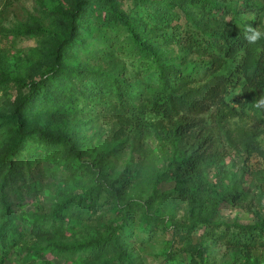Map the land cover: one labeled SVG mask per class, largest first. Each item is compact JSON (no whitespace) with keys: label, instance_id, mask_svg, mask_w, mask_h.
I'll use <instances>...</instances> for the list:
<instances>
[{"label":"trees","instance_id":"obj_1","mask_svg":"<svg viewBox=\"0 0 264 264\" xmlns=\"http://www.w3.org/2000/svg\"><path fill=\"white\" fill-rule=\"evenodd\" d=\"M127 1L134 11L148 9L147 23H153L148 30H141L135 16L125 13L121 0H66V4L44 9L48 28L34 22L15 31L16 34L40 36L41 44L30 53L23 66L18 67L20 71L12 74L0 68V92L6 93L10 88L17 92L9 108L0 113V135L4 138L0 149V243L3 246L9 242L10 246L15 245L21 237L11 222L10 199L22 193L18 182L25 181L26 177L21 167L26 165L28 154L32 155L36 150L64 161L68 169L76 174L82 172L91 179L85 192L56 203L45 219L35 223L31 232L36 239L63 236L67 232L65 224L83 222V218L96 219V207L105 200L113 205L119 204L121 193L108 179L102 162L104 158L92 160L85 157L79 132L67 122L82 114L85 99L92 102L89 107L96 100L103 99L104 104L111 101L122 117L128 113L134 116L131 122L127 118L122 124L152 128L160 133L157 139L168 144L166 153H176L175 158L171 154L169 157L170 167H173L159 171L163 176L157 182L176 176L180 183L177 192L180 198L177 196L176 200L182 199L189 204L193 216L191 223L174 221L177 230L189 235L197 222L206 226L213 224L209 221L210 214L227 192L207 180L202 169L205 156L194 155L193 151L180 152L179 141L187 132L202 125L191 115L192 111L202 113L206 110L196 96L208 99L212 104L224 99L231 88L239 85L240 73L245 80L243 90L254 87L260 98H264V52L259 51L258 41L249 43L245 39V30L238 29L236 22L226 35L209 33L208 24L218 21L213 13L217 7L214 0ZM251 1L244 0L245 4ZM103 9L108 17L97 26L99 34L95 46L101 43V57L111 68L89 65L88 59L77 57L79 53L86 54L85 58L91 56L89 46L92 41L84 32L87 15L93 11L100 14ZM227 11L225 14L232 12ZM179 18L184 19V26H172V20ZM167 27L173 28L167 32ZM182 28L184 43L179 40ZM176 43L183 44L178 45L182 51L178 57L167 47ZM186 50L197 53L199 59L196 63L183 57ZM118 53L130 59L133 78L150 71L156 73L157 85H151L152 99L140 111L134 104L132 82L125 74L126 66L116 61ZM229 57L232 61L239 59L240 72L238 69L218 72V67H225V60ZM76 60H79L76 65L70 63ZM200 81H203L200 86L191 87ZM138 114H147L150 119L142 122ZM176 115H181L180 120ZM37 170L44 171L42 168ZM26 186L30 190L37 189L36 181L31 179L26 181ZM134 205L144 210L140 203ZM130 213L131 210L124 211L122 223L107 234L94 231L75 246L54 242L52 254L64 259L83 255V264H133L128 251ZM228 233V237L226 233L218 237L246 249L257 243L264 244V218L253 225H237ZM45 235H48L46 239ZM180 250L201 260L205 252L200 243L189 241ZM167 257L173 260L175 254L169 252Z\"/></svg>","mask_w":264,"mask_h":264},{"label":"rangeland","instance_id":"obj_2","mask_svg":"<svg viewBox=\"0 0 264 264\" xmlns=\"http://www.w3.org/2000/svg\"><path fill=\"white\" fill-rule=\"evenodd\" d=\"M214 1L217 7L213 13L218 21L208 24L209 33L226 35L234 22L238 29L250 27L264 33V0H253L246 4L244 0ZM59 4H66V0H0L2 70L12 74L20 71L18 67L23 66L30 53L40 47V36L16 34L15 31L34 22L48 28L45 10ZM121 7L126 14L135 16L141 30L146 31L153 25L147 23L148 9L134 11L127 0H121ZM226 10L232 12L225 14ZM93 12L87 15V28L84 31L88 40L92 41L89 46L91 56L85 58L86 54L79 53L77 57L80 60L88 59L91 62L87 63L89 65L111 68L101 57V43L95 46L99 34L97 26H100L103 18L106 21L108 16L104 9L100 14ZM171 24H175L174 27L179 24L181 28L184 26V19H174ZM171 28L173 27H167V32ZM179 33V40L183 42V28ZM258 42L259 51L264 52V36ZM178 45L167 46L176 57L182 54ZM116 55V61L126 66L125 74L132 82L134 104L140 111L152 99L151 85H157L156 73L150 71L133 78L134 69L130 59L119 53ZM183 57L194 63L199 59L195 51L188 50ZM77 62L79 60L70 61L74 65ZM225 62V67H218V72L226 73L233 69L240 72L238 58L232 61L229 57ZM238 79L239 85L231 88L230 93L219 102L212 104L208 99L196 96L195 99L203 102L202 107L206 110L202 113L195 110L191 115L202 125L187 132L179 141L180 152L193 151L194 155L205 156L202 169L207 180L227 192L210 214L209 221L213 224L206 226L203 222H197L189 235L177 230L174 221L191 223L189 204L182 199L176 200L180 198L177 193L180 183L176 176L157 182L163 176L159 175V171L173 167H170L169 157L171 154L175 158L176 153H166L168 144L159 141L157 134L160 133L154 132L152 128L122 124L127 118L131 122L134 116L128 113L122 117L111 101L104 104L103 99L96 100L89 107L92 102L85 99L82 101V114L67 122L79 132L85 157L92 160L104 158L102 162L105 163L108 179L121 193L119 204L113 205L105 200L96 207V219L83 218V222L65 224L67 232L63 236L56 235L50 240L36 239L31 232L35 223L45 219L56 203L85 192L91 179L82 172L76 174L67 168L64 161L52 159L44 152L36 150L32 155L28 154L26 165L21 167L26 179L18 182L22 193L20 196H11L10 199L13 211L11 222L21 237L15 245L10 246L9 242L3 246L0 243V264H83V255H72L66 259L56 257L52 254V244L55 242L75 246L94 231L107 234L122 223L126 210H131L128 251L133 264H264V244L257 243L253 248L246 249L231 245L218 237L225 233L228 237L229 230L235 229L237 225H253L264 218V106L256 107L257 101L261 99L257 89L249 86L244 91L242 86L245 80L241 73ZM202 83L200 81L191 87L196 88ZM16 95L14 88L6 93L0 92V113L9 108ZM180 116L176 115V118L179 119ZM149 119L147 114L140 117L142 122ZM203 137L206 140L203 141ZM3 141L4 138L0 135V149ZM37 168L44 171L40 172ZM29 179L36 181L37 189L30 190L26 186ZM137 202L144 206L143 211L134 205ZM50 233L52 234L51 229ZM47 237L45 235V239ZM187 241L200 243L205 248L202 260L180 250ZM169 252L175 254V259L167 257Z\"/></svg>","mask_w":264,"mask_h":264},{"label":"clouds","instance_id":"obj_3","mask_svg":"<svg viewBox=\"0 0 264 264\" xmlns=\"http://www.w3.org/2000/svg\"><path fill=\"white\" fill-rule=\"evenodd\" d=\"M262 36H264V33H262L260 30L250 27L245 29V39L248 40L249 43L257 42L259 39H261ZM261 106H264V98H261L256 103V107L259 108Z\"/></svg>","mask_w":264,"mask_h":264}]
</instances>
